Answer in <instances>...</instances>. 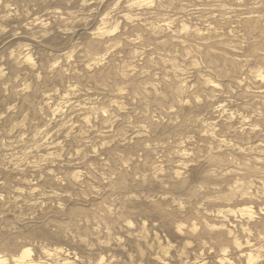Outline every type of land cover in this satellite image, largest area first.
Wrapping results in <instances>:
<instances>
[{"label": "rangeland", "instance_id": "obj_1", "mask_svg": "<svg viewBox=\"0 0 264 264\" xmlns=\"http://www.w3.org/2000/svg\"><path fill=\"white\" fill-rule=\"evenodd\" d=\"M23 255L264 264V0H0V264Z\"/></svg>", "mask_w": 264, "mask_h": 264}, {"label": "bare ground", "instance_id": "obj_2", "mask_svg": "<svg viewBox=\"0 0 264 264\" xmlns=\"http://www.w3.org/2000/svg\"><path fill=\"white\" fill-rule=\"evenodd\" d=\"M60 252V251H59ZM51 254V253H50ZM64 254V253H63ZM29 260V257L27 258ZM31 260V259H30ZM18 264H25V261H24V255L22 256V258H19L18 261H17ZM29 264H32L31 262Z\"/></svg>", "mask_w": 264, "mask_h": 264}]
</instances>
